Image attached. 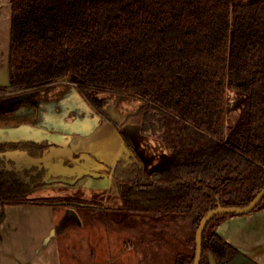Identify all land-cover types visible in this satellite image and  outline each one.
<instances>
[{
    "label": "trees",
    "instance_id": "1",
    "mask_svg": "<svg viewBox=\"0 0 264 264\" xmlns=\"http://www.w3.org/2000/svg\"><path fill=\"white\" fill-rule=\"evenodd\" d=\"M10 3V84L0 88V114L12 110L7 101L18 93H31L25 103L36 107V96L47 89L40 87L68 75L87 94L140 98L141 133L159 140L171 160L144 179L135 156L119 159L112 180L119 210L187 220L184 249L172 264H193L203 217L218 207H246L264 188V0ZM227 90L246 96L228 136ZM50 147L46 141L0 142V204L69 201L26 199L36 182L24 183L1 167L3 152L39 158ZM32 169L22 173L27 177ZM263 209L264 197L249 214ZM236 216L207 224L200 264H210L209 257L230 264L240 254L216 232Z\"/></svg>",
    "mask_w": 264,
    "mask_h": 264
},
{
    "label": "crops",
    "instance_id": "2",
    "mask_svg": "<svg viewBox=\"0 0 264 264\" xmlns=\"http://www.w3.org/2000/svg\"><path fill=\"white\" fill-rule=\"evenodd\" d=\"M10 2L11 0H0V70L7 64L10 45ZM88 95L103 99L107 104L113 99L112 94L107 92H88ZM42 97L39 106L30 110L31 112L26 109L22 111L23 108L18 113L0 118V142L49 140L54 143L55 146L40 160L18 152H12L8 157L20 169L43 165L48 170V175L51 174L52 179L47 177L44 186L31 192L28 199H49L58 194L69 201L0 204V264H60L57 235L59 224L66 219L68 206L86 207L82 205L85 198L78 199L75 196L82 194L84 187L108 190L110 178L102 173L103 168L108 172L118 159L125 156L123 147L126 140L142 163L144 179L170 162L165 147L159 140L142 135L138 122H134L132 127L131 121L134 119L124 123L134 113L122 112L113 105V119L101 115L88 104L87 98L72 87L57 88ZM71 98L80 103L72 108L62 104ZM108 108L110 110L111 105ZM121 124L124 125L120 126ZM65 161L72 165H65ZM66 189L74 195L61 196L59 190ZM40 192L43 195H37ZM116 197L118 198L117 193ZM76 211L82 214L81 211L84 210ZM130 217L138 220L142 216ZM70 218L73 220V217ZM216 232L240 252L230 264H264V209L228 218L217 227ZM134 233L135 236L131 239L134 245L131 241L129 245L137 250L136 246L144 243L145 239H140L138 231ZM149 241L151 244V240ZM156 251L161 253L158 257L168 254V250Z\"/></svg>",
    "mask_w": 264,
    "mask_h": 264
},
{
    "label": "rangeland",
    "instance_id": "3",
    "mask_svg": "<svg viewBox=\"0 0 264 264\" xmlns=\"http://www.w3.org/2000/svg\"><path fill=\"white\" fill-rule=\"evenodd\" d=\"M250 1L251 0H243L244 3ZM68 76L71 81L79 82L74 76ZM64 79L65 78H60V81H57L59 85L53 83L52 85L55 86L54 88L72 87L81 93L83 97L87 98L86 100L89 101V99H91L92 96H84L81 87L78 89V84H75L74 82H69L68 84V81L64 82L66 81ZM65 84L70 86H63ZM42 87L47 86L43 85L40 88ZM42 92H44V90ZM90 92L102 93L103 91L95 90ZM111 96H113V99L110 100V103L108 104L105 100L98 99L99 102H104L106 109L111 105V113L114 110L112 109L113 105H115L117 109H121L122 112L129 111L128 113H134L138 111L143 104V101L137 97L114 94ZM92 99L98 102V100L93 97ZM245 101L246 96L244 94L227 90L225 117L226 136L229 135ZM79 103V100L71 98L63 101L62 104L72 108ZM88 104H91L92 107L96 108L90 101ZM29 111L30 109L27 108V112ZM102 113L108 117L106 114L108 112L103 111ZM18 115L19 114H17V116ZM131 119L136 120L131 121V127L134 122H138V124L141 125L140 115ZM165 150L167 149L165 148ZM167 152L168 151H166V153ZM168 154L169 152L167 153V156L170 161L171 157L170 154ZM59 191L61 192V196L74 195L69 189ZM81 193L82 194L75 195L76 198H85L84 203H88L89 206L82 207L75 205L74 207L78 208H73L72 205H66L69 207L68 211L65 213L66 219L59 224V235H57V238L61 257L60 264H150L149 262H154L155 264H172L174 256L171 257V255H175L177 252L184 249L185 231L187 230V220L184 218L170 216H142L139 217L138 220H133V218L130 217L131 214L129 215L117 210L120 204L116 197V186L113 181L109 183L108 190L84 187ZM39 194H41V192L37 195ZM29 195H27L26 199H28ZM54 196L60 197L58 194ZM86 199H91L93 201L89 202ZM78 209L84 210L81 211L82 214L79 211H76ZM72 213L75 215L73 220L70 216L67 217ZM143 225H145V227ZM135 231H138V235L142 241L145 239V241H143L144 243L136 246L137 250L129 245L131 239L135 236ZM146 240L147 244H145ZM149 240H151V244ZM131 242L134 245L133 240ZM156 250H168V254L166 253L163 257H158L157 255L161 253H158ZM162 258L163 260H161Z\"/></svg>",
    "mask_w": 264,
    "mask_h": 264
},
{
    "label": "flooded vegetation",
    "instance_id": "4",
    "mask_svg": "<svg viewBox=\"0 0 264 264\" xmlns=\"http://www.w3.org/2000/svg\"><path fill=\"white\" fill-rule=\"evenodd\" d=\"M69 76H66V77H63V78H68ZM57 81H60V79H58V80H55V81H53V82H50V83H48V84H46L45 86H47V87H49V88H47V89H43L44 90V92H39V94H38V96H36V102H37V106L36 107H32L29 103H25V101L29 98V97H31L32 96V94L31 93H27V92H24V93H18V94H16L15 96H13V99H11V101H7V105H6V107L5 108H7V109H12L10 112H8V113H5V114H0V118H3V117H5L6 115H10V114H13V113H18L19 111H21L23 108V110L22 111H26L27 110V108H29L30 110H32V109H35V108H37L38 106H39V104H40V98L42 99L43 97V95H45V94H47V93H49V92H51L52 90H54V89H56V88H54L55 86L54 85H52L53 83L55 84H58L59 85V83L57 82ZM64 82H67V81H64ZM69 82H74V81H71V80H69L67 83L69 84ZM75 84H78V89L81 87V90L84 92V90L82 89L83 88V86H81V83L80 82H74ZM68 84H65V85H63V86H70V85H68ZM57 86V85H56ZM7 88V87H6ZM41 89V88H40ZM78 92V91H77ZM79 94H81V93H79ZM109 94H111V93H109ZM82 95V94H81ZM84 96H88V94H86V92H84ZM22 97H23V100H22ZM5 98H7V97H5ZM95 99V98H94ZM96 100H98V99H96ZM88 101V100H87ZM89 101L92 103V104H94L95 105V107L96 108H94L99 114H101V115H103V111L105 112H108V113H106L107 114V116L109 117H111V115H113L112 113H111V111L109 110V108H107L106 109V107H105V104H104V102L103 103H101V102H99V100H98V102L97 101H94L92 98L91 99H89ZM89 101H88V103H89ZM15 103H19L20 104V106H19V108L18 109H13V105L15 104ZM43 103V102H42ZM1 105L3 106V104L1 103ZM91 105V104H90ZM92 106V105H91ZM26 109V110H25ZM140 109H141V107L138 109V111H136V112H134V114H132V115H130V116H128L127 118H126V120H125V122L124 123H126V122H128L131 118H133V117H137V114L139 113V111H140ZM31 112V111H30ZM112 118V117H111ZM113 119V118H112ZM116 125V124H115ZM124 124H121L120 126H123ZM117 128H118V126H117ZM139 129H140V125H139ZM140 132H141V130H140ZM142 134V133H141ZM143 135V134H142ZM146 136V135H145ZM26 141H29V140H26ZM44 141H46V142H49L50 144H51V147H53V146H55V144L54 143H52V142H50L49 140H42V141H31V142H36V143H38V142H44ZM16 142H18V141H16ZM20 142V141H19ZM125 146L123 147V150L125 151V156L123 157V158H121L122 160H128L130 157H132V156H135V158L137 159V161H138V163L141 165V167H142V174H143V166H142V163L140 162V159H139V157H138V155H137V153L134 151V149H131L130 147H132L131 146V144L129 143V141H125ZM127 146H128V148H127ZM51 147L45 152V153H43V155L41 156V157H39V158H33V157H31V156H29V155H27V153H25V152H21V151H6V152H3V153H1V157H3L4 159H3V162H2V164H1V167L5 170V171H7V172H11V173H14V172H16L17 174H18V179L20 180V181H22V182H24V183H28V182H36V187H34L33 188V190H31L30 192H29V194L31 193V192H33L34 190H36V189H39V188H41L42 186H44V184H45V182H46V178L47 177H49V179H52V177H51V174L50 175H48V170L46 169V168H44V166L43 165H34V166H30V167H24L23 169H20L19 168V166L18 165H16V162L15 161H13L12 159H10L9 157H8V154H10V153H12V152H18V153H22V154H25L26 156H28V157H30V158H33V159H38V160H40V159H42L47 153H48V151L51 149ZM30 148V150L32 151V149H34L32 146H30L29 147ZM35 150V149H34ZM119 160V159H118ZM117 160V161H118ZM117 161L115 162V164L113 165V167H112V169L111 170H108V172H106L105 170V168H103V172L102 173H104V174H106L107 176L109 175V178H110V182L113 180V172H114V168H115V166H116V164H117ZM65 163V165H68V164H71V162H69V161H65L64 162ZM72 165V164H71ZM32 168H34V169H32ZM26 169H32L33 171H30V173H29V175H27V177H25V175L23 174L24 172V170H26ZM45 171L46 173H44V175H41V176H39L38 175V171ZM23 172V173H22ZM104 174H102L103 176H104ZM31 175V177L32 178H29V176ZM105 177V176H104ZM143 178H144V175H143ZM38 180H40V181H38ZM43 181V184H41V185H39L42 181ZM38 181V182H37ZM39 183V184H38ZM38 185V186H37ZM28 194V195H29Z\"/></svg>",
    "mask_w": 264,
    "mask_h": 264
},
{
    "label": "water",
    "instance_id": "5",
    "mask_svg": "<svg viewBox=\"0 0 264 264\" xmlns=\"http://www.w3.org/2000/svg\"><path fill=\"white\" fill-rule=\"evenodd\" d=\"M9 57H10V46L8 50L7 64L4 69L0 70V88H6L10 84V68H9ZM64 80H71L70 77L65 78ZM112 167V166H111ZM112 168H109L111 170ZM264 197V188L255 196V198L249 203L248 206L243 208H222L218 207L210 212H208L203 219L201 220L198 229L195 235V244H196V252L193 264H200L202 257V235L207 224L216 216L219 215H227V214H237V215H246L251 213L255 207L260 203V201ZM75 218V215L72 213L68 215ZM210 264H216L212 257H209Z\"/></svg>",
    "mask_w": 264,
    "mask_h": 264
}]
</instances>
